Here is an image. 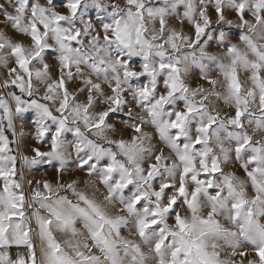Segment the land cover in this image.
<instances>
[{
	"label": "clouds",
	"instance_id": "obj_1",
	"mask_svg": "<svg viewBox=\"0 0 264 264\" xmlns=\"http://www.w3.org/2000/svg\"><path fill=\"white\" fill-rule=\"evenodd\" d=\"M0 229L4 264H260L264 0H0Z\"/></svg>",
	"mask_w": 264,
	"mask_h": 264
},
{
	"label": "snow or ice",
	"instance_id": "obj_2",
	"mask_svg": "<svg viewBox=\"0 0 264 264\" xmlns=\"http://www.w3.org/2000/svg\"><path fill=\"white\" fill-rule=\"evenodd\" d=\"M130 2H133V0H130ZM71 7H73V9H75L76 6H75V5H71ZM245 15H246V14H245ZM203 30H204V29H203L202 27L198 26L197 29H196L197 35H199L201 32H203ZM236 116H237V120H238L239 117H240V113L237 112V113H236ZM180 118H181V117H180V114L178 113V114H177V119H180ZM171 126H172L173 128H179V127H180V125H179L176 121H173ZM198 142H199V141H197V143H198ZM53 146L55 147V138L53 139ZM107 170H108V171H111V168H109V169H107ZM208 171L215 172V171H216L215 166H213L212 169H208L207 167H205V172H208ZM179 191L182 193V192H183V188L181 187V188L179 189ZM14 215H15V213H10V214H9V219L12 218ZM156 224H157V221H156V220H152V221H150L149 223L144 224V225H143V228H144V229L151 228V227H153V226L156 225ZM141 234L143 235V230L141 231ZM6 242H7V241H6V240L4 239V237H3V230L0 229V244H2V243H6ZM18 243H19V241H18ZM156 247L159 248L160 245L157 244ZM256 257L259 259L260 264H264V251H260V250H258V251L256 252ZM85 259H87V257H85ZM0 264H4V257H3V256H0ZM49 264H59V260H58V258H57L56 255H53V256H50V257H49Z\"/></svg>",
	"mask_w": 264,
	"mask_h": 264
}]
</instances>
